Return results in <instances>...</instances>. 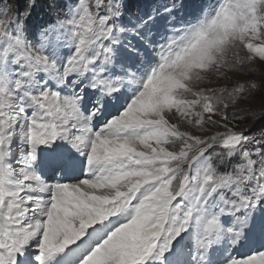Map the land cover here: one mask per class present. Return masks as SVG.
I'll return each mask as SVG.
<instances>
[{"label": "snow or ice", "instance_id": "snow-or-ice-1", "mask_svg": "<svg viewBox=\"0 0 264 264\" xmlns=\"http://www.w3.org/2000/svg\"><path fill=\"white\" fill-rule=\"evenodd\" d=\"M0 264H264V0H0Z\"/></svg>", "mask_w": 264, "mask_h": 264}]
</instances>
